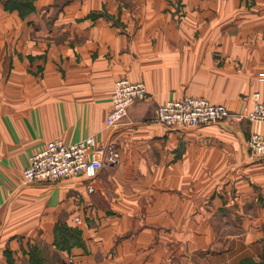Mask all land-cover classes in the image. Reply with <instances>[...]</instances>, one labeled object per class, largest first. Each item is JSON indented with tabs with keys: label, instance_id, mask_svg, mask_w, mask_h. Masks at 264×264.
Returning <instances> with one entry per match:
<instances>
[{
	"label": "crops",
	"instance_id": "obj_1",
	"mask_svg": "<svg viewBox=\"0 0 264 264\" xmlns=\"http://www.w3.org/2000/svg\"><path fill=\"white\" fill-rule=\"evenodd\" d=\"M4 1L0 264H264V157L247 148L264 123L155 120L187 96L235 112L253 93L264 103V0H31L25 17ZM121 79L147 95L107 128ZM90 136L118 162L91 181L23 183L47 142ZM62 228L79 243L61 244Z\"/></svg>",
	"mask_w": 264,
	"mask_h": 264
},
{
	"label": "built area",
	"instance_id": "obj_2",
	"mask_svg": "<svg viewBox=\"0 0 264 264\" xmlns=\"http://www.w3.org/2000/svg\"><path fill=\"white\" fill-rule=\"evenodd\" d=\"M261 78L264 80V75ZM146 95L142 83L116 81L105 126L112 128L119 123L127 116L129 109L135 103L144 100ZM243 118L254 123H264V104L258 94L252 96V106L243 114L230 113L223 106L213 105L207 100L194 97L167 101L155 112L156 122L167 128L197 129L229 120L239 122ZM247 146L252 155L264 157V138L253 134L248 139ZM118 160L119 154L114 145L97 143L93 136L76 143L56 139L47 142L29 157L22 172V179L24 184L54 183L76 178L91 181L105 166L113 165ZM87 191L92 193L93 188L89 186Z\"/></svg>",
	"mask_w": 264,
	"mask_h": 264
},
{
	"label": "trees",
	"instance_id": "obj_3",
	"mask_svg": "<svg viewBox=\"0 0 264 264\" xmlns=\"http://www.w3.org/2000/svg\"><path fill=\"white\" fill-rule=\"evenodd\" d=\"M30 2V3H29ZM3 6L6 10L17 11L21 17L33 10L31 0H5ZM28 8V11L22 12L23 9ZM59 232L61 234V244L63 245H74L79 243L78 233L76 231H65L63 228ZM71 234V235H70Z\"/></svg>",
	"mask_w": 264,
	"mask_h": 264
},
{
	"label": "rangeland",
	"instance_id": "obj_4",
	"mask_svg": "<svg viewBox=\"0 0 264 264\" xmlns=\"http://www.w3.org/2000/svg\"><path fill=\"white\" fill-rule=\"evenodd\" d=\"M20 1H25V0H20ZM132 1H134V5L137 3V2H135V1H138V0H126V6L127 7H130V4H131V2ZM140 1H143V0H140ZM190 1V0H189ZM245 1V0H244ZM115 2H117V0L115 1ZM30 3V2H29ZM190 3V2H189ZM189 3H188V0H168V5H169V7H188L189 6ZM113 6H117L115 3H114V5ZM26 11H28V8H25V9H23L22 10V12H26ZM262 75H264V74H261L260 76H259V80H261V81H264V80H262V78H261V76ZM121 80H126V79H121ZM119 81V80H118ZM128 81V80H127ZM116 82V81H115ZM114 82V83H115ZM130 82V81H129ZM131 83H133V82H131ZM137 83H140V82H137ZM143 84V83H142ZM144 85V84H143ZM113 86H114V84H113ZM112 93H113V87H112ZM254 94H258V93H253L251 96H250V104L247 106V105H245L240 111H231V110H229L227 107H225V106H223V105H220V106H223V107H225L230 113H233V114H243L244 112H245V110H249L250 108H251V106H252V96L254 95ZM259 95V94H258ZM112 96V95H111ZM187 97H189V96H187ZM184 98V97H183ZM195 98V97H194ZM259 98H260V95H259ZM182 99V98H181ZM201 99H203V98H201ZM177 100H180V99H177ZM204 100H207V99H204ZM170 101V100H169ZM208 101V100H207ZM260 101H261V99H260ZM208 102H210V101H208ZM262 102V101H261ZM211 103V102H210ZM136 104V103H135ZM164 104V103H163ZM212 104V103H211ZM264 104V103H263ZM213 105H215V104H213ZM217 105V104H216ZM159 107V106H158ZM157 107V108H158ZM156 112V111H155ZM239 121H247V122H249V123H254V122H251V121H249V120H247V119H241V120H239ZM253 134H257V135H259L260 137H262V138H264V136H261L260 134H258V133H256V132H253V133H251L250 135H249V137H248V139L253 135ZM248 139H247V141H248ZM247 148H248V146H247ZM249 150V149H248ZM251 153V152H250ZM22 181H23V179H22Z\"/></svg>",
	"mask_w": 264,
	"mask_h": 264
}]
</instances>
